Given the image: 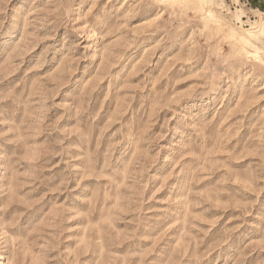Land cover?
Wrapping results in <instances>:
<instances>
[{
    "label": "rangeland",
    "instance_id": "1",
    "mask_svg": "<svg viewBox=\"0 0 264 264\" xmlns=\"http://www.w3.org/2000/svg\"><path fill=\"white\" fill-rule=\"evenodd\" d=\"M0 264H264V0H0Z\"/></svg>",
    "mask_w": 264,
    "mask_h": 264
},
{
    "label": "bare ground",
    "instance_id": "2",
    "mask_svg": "<svg viewBox=\"0 0 264 264\" xmlns=\"http://www.w3.org/2000/svg\"><path fill=\"white\" fill-rule=\"evenodd\" d=\"M238 14H239V12L237 13V15H236V17H235V18H237V20H239V15H240V14H239V15H238ZM208 16H211V15L208 13ZM260 25H261V24H260ZM260 27H261V26H260ZM250 29L252 30L253 28L251 27ZM260 31H263V29H262V30L260 29ZM260 31H259V32H260ZM249 32H250V33H249ZM249 32H247V33L251 34V31H249ZM261 33H262V32H261ZM249 34H248V36H249ZM252 34H253V32H252ZM248 36H247V37H248ZM250 36H252V35H250ZM250 36H249V37H250ZM254 36H255V35H254ZM253 38H254V37H252V39H253ZM245 40H246V39H245ZM245 40H244V41H245ZM244 45L247 46L248 48H249V47H253V48H254V46H253V45L251 46V44L248 42V40L244 42ZM251 49H252V48H251ZM253 50H254V49H253ZM256 50H258V49L256 48Z\"/></svg>",
    "mask_w": 264,
    "mask_h": 264
}]
</instances>
